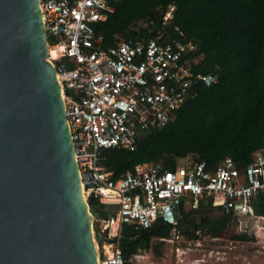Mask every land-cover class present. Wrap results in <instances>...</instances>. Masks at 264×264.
I'll use <instances>...</instances> for the list:
<instances>
[{"label": "built area", "instance_id": "obj_1", "mask_svg": "<svg viewBox=\"0 0 264 264\" xmlns=\"http://www.w3.org/2000/svg\"><path fill=\"white\" fill-rule=\"evenodd\" d=\"M38 1L46 59L60 86L81 190L86 201L109 206L99 209L112 214L94 221L105 239L97 241L93 232L101 245L98 264H124L118 240L136 238L157 222L172 227L173 238L155 239L184 252L176 245L184 236L177 228L181 206L228 217L226 230L232 225L235 235L264 237V214L254 208L258 196H264V141L242 173L226 157L212 171L203 162L179 164L174 170L151 163L136 165L113 180L101 163V150L133 151L140 131L167 124L193 82L208 86L217 81L214 75L192 71L186 55L193 47L155 39L120 40L103 47L95 27L112 12L108 0ZM200 236L197 230L189 240Z\"/></svg>", "mask_w": 264, "mask_h": 264}, {"label": "trees", "instance_id": "obj_2", "mask_svg": "<svg viewBox=\"0 0 264 264\" xmlns=\"http://www.w3.org/2000/svg\"><path fill=\"white\" fill-rule=\"evenodd\" d=\"M108 5L112 12L95 27L103 47L120 40L180 41L193 47L186 55L192 71L217 78L208 86L193 82L167 124L140 131L135 150H101V163L111 178L143 164L162 163L174 170L188 159L212 171L226 157L242 173L264 141V0H108ZM92 203L100 206L96 200ZM254 208L264 214V196H258ZM189 212L181 206L177 224L188 239L197 230L202 237L214 238L227 229L226 216L197 222L189 220ZM181 223L188 228L182 230ZM163 227L169 226L157 222L139 237L124 238L119 245L124 264H132V254L147 251L151 239L164 238L156 236ZM249 238L233 236L237 241Z\"/></svg>", "mask_w": 264, "mask_h": 264}, {"label": "water", "instance_id": "obj_3", "mask_svg": "<svg viewBox=\"0 0 264 264\" xmlns=\"http://www.w3.org/2000/svg\"><path fill=\"white\" fill-rule=\"evenodd\" d=\"M46 58L39 1L0 0V264H98L94 221L112 214L83 197Z\"/></svg>", "mask_w": 264, "mask_h": 264}, {"label": "rangeland", "instance_id": "obj_4", "mask_svg": "<svg viewBox=\"0 0 264 264\" xmlns=\"http://www.w3.org/2000/svg\"><path fill=\"white\" fill-rule=\"evenodd\" d=\"M191 160L178 162L179 164L188 163ZM103 210H109V206H98ZM188 211V208L186 209ZM179 217V215L177 216ZM189 220L194 219L200 222V218H206V222L218 221L219 217L213 211L188 214ZM181 229H186L180 224ZM156 236H163L165 239L173 238L172 227H163ZM235 231L232 225L222 234L221 237L200 236V239L189 240L185 236L177 243L184 249L182 253L174 252L172 244L161 242L159 239H151L147 251L132 254L129 261L132 264H264V237L256 239L254 236L237 241L232 236ZM217 238V239H215ZM200 242V245H199ZM190 249L187 250L186 248ZM203 262H199V260Z\"/></svg>", "mask_w": 264, "mask_h": 264}, {"label": "bare ground", "instance_id": "obj_5", "mask_svg": "<svg viewBox=\"0 0 264 264\" xmlns=\"http://www.w3.org/2000/svg\"><path fill=\"white\" fill-rule=\"evenodd\" d=\"M83 197L85 198V194H83ZM100 247H101L100 243L99 242H96L95 243V249H96V251H98Z\"/></svg>", "mask_w": 264, "mask_h": 264}, {"label": "crops", "instance_id": "obj_6", "mask_svg": "<svg viewBox=\"0 0 264 264\" xmlns=\"http://www.w3.org/2000/svg\"><path fill=\"white\" fill-rule=\"evenodd\" d=\"M187 208H188V211H191V210L189 209V207H186V206H185L184 210L187 211V210H186ZM189 213H190V212H189ZM179 215H180V213H179Z\"/></svg>", "mask_w": 264, "mask_h": 264}]
</instances>
